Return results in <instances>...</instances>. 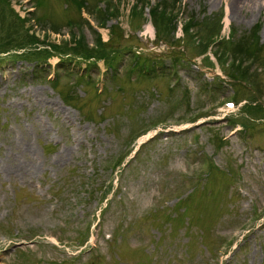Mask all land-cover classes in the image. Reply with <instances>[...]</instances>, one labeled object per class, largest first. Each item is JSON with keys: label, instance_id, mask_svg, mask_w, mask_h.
Listing matches in <instances>:
<instances>
[{"label": "rangeland", "instance_id": "1", "mask_svg": "<svg viewBox=\"0 0 264 264\" xmlns=\"http://www.w3.org/2000/svg\"><path fill=\"white\" fill-rule=\"evenodd\" d=\"M4 42L0 264H264V0H0Z\"/></svg>", "mask_w": 264, "mask_h": 264}, {"label": "trees", "instance_id": "2", "mask_svg": "<svg viewBox=\"0 0 264 264\" xmlns=\"http://www.w3.org/2000/svg\"><path fill=\"white\" fill-rule=\"evenodd\" d=\"M157 17V16H156ZM25 35H26V37H23V36H19L18 35V42H8L7 44H8V47H10V49H16V50H18V48L20 49V48H26L25 49V53H23V57H28V55H29V53H35V54H38V51H40V50H42V49H38V47L37 46H33L32 44H34L38 39H37V37L36 36H34V35H32V34H28L26 31H25ZM7 44H5V42L4 43H1L0 45H2L3 46V48L4 49H6V48H8V47H4V46H6ZM31 48V49H29V50H27V48ZM9 49V48H8ZM2 50V48L0 47V51ZM27 50V51H26ZM73 50H74V52H76V53H78V54H81V56H82V54H83V57H86V58H90V55H87V53H83V51L82 52H80V50L79 49H77L76 47H74L73 48ZM37 51V52H36ZM2 52H4V51H2ZM19 55H21V54H19ZM85 55V56H84ZM101 57H103L104 55H106L105 54V52L104 53H102V54H99Z\"/></svg>", "mask_w": 264, "mask_h": 264}, {"label": "bare ground", "instance_id": "3", "mask_svg": "<svg viewBox=\"0 0 264 264\" xmlns=\"http://www.w3.org/2000/svg\"><path fill=\"white\" fill-rule=\"evenodd\" d=\"M147 28L150 29L151 28L150 25H147Z\"/></svg>", "mask_w": 264, "mask_h": 264}]
</instances>
